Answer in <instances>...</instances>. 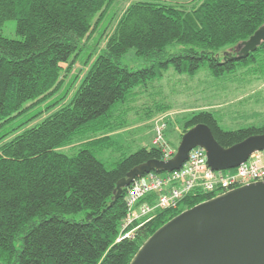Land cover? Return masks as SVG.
Returning <instances> with one entry per match:
<instances>
[{
  "label": "trees",
  "instance_id": "trees-1",
  "mask_svg": "<svg viewBox=\"0 0 264 264\" xmlns=\"http://www.w3.org/2000/svg\"><path fill=\"white\" fill-rule=\"evenodd\" d=\"M110 6V0H0V28L14 20L20 37L0 35V264H129L161 226L217 195L193 190L176 210L135 221L133 238L117 242L130 187L115 199L117 185L163 158L154 145L132 151L114 136L128 125L136 101L146 100L147 120L155 114L150 109L167 108L158 100L165 99L160 83L169 73L189 79L204 73L208 91L264 82V43L237 57L239 45L264 24V0H192L189 8L138 0L104 47L84 55ZM130 51L147 67L121 66ZM82 60L86 73L72 75L64 88ZM222 121L218 110L192 114L179 140L199 124L223 148L264 134V127L226 132ZM107 154L114 160L107 162ZM81 212V222L66 218Z\"/></svg>",
  "mask_w": 264,
  "mask_h": 264
},
{
  "label": "water",
  "instance_id": "water-1",
  "mask_svg": "<svg viewBox=\"0 0 264 264\" xmlns=\"http://www.w3.org/2000/svg\"><path fill=\"white\" fill-rule=\"evenodd\" d=\"M264 43V24L242 43L244 58ZM195 148L204 150L209 169L234 170L256 152H264V134L221 147L202 124L183 134L169 161L151 160L132 170L116 187L115 199L135 178L152 172L178 171ZM129 264H264V182L214 197L182 212L161 226Z\"/></svg>",
  "mask_w": 264,
  "mask_h": 264
},
{
  "label": "rangeland",
  "instance_id": "rangeland-1",
  "mask_svg": "<svg viewBox=\"0 0 264 264\" xmlns=\"http://www.w3.org/2000/svg\"><path fill=\"white\" fill-rule=\"evenodd\" d=\"M111 6L106 10L103 20L98 27L88 35L87 48L84 55H96L105 45V41L116 27L117 22L127 9V7L138 0H110ZM160 3H171L185 8H189L192 0H144ZM0 35L10 40H20L16 34V23L14 20H9L0 28ZM238 55L241 53L242 44L239 45ZM226 51V50H225ZM121 66L127 67L132 71H137L147 67V64L135 57L133 51L128 52L122 57ZM65 68V66H63ZM87 67L83 60L75 63L71 75L67 76L64 83V88L67 87L72 75H79L81 79L86 73ZM205 75L201 73L200 76L192 79L186 77H178L169 73L166 78L162 80L163 96L160 98L159 104L167 106L165 110L155 111L154 116L147 120L143 115L144 102L136 101L131 112L128 114V125L119 131L115 138L121 139V143L125 146L132 147V151L137 147H151L155 142V127L161 124L166 126L164 131L165 141L172 147H178L180 142V134L184 123L187 119L195 113L201 111L218 110L222 113L223 121L220 123V128L223 131H236L239 129H246L250 127L261 128L264 127V82H253L250 87L249 84H244V88L235 89L234 84H229L230 91H222L223 87L217 88L216 91H208L203 87L205 84ZM204 82V84H202ZM206 85V84H205ZM219 91V92H218ZM151 105V104H150ZM150 107V106H149ZM43 113L41 118L46 117ZM74 151L65 149L62 153L72 155ZM104 156V155H103ZM106 161L114 160L113 155H105ZM68 220L81 222L85 215L83 212L74 216H67ZM19 243L16 244V247Z\"/></svg>",
  "mask_w": 264,
  "mask_h": 264
},
{
  "label": "built area",
  "instance_id": "built-area-1",
  "mask_svg": "<svg viewBox=\"0 0 264 264\" xmlns=\"http://www.w3.org/2000/svg\"><path fill=\"white\" fill-rule=\"evenodd\" d=\"M164 124L155 127L154 146L160 149L162 161L171 160L176 151L165 141ZM264 182V152H256L234 170L214 172L207 165L203 149L195 148L188 154L187 161L180 170L136 178L130 185L126 198L127 215L121 225L117 242L132 239L136 229L135 221L150 216L156 211L176 210L191 191L204 194L216 193L215 197L250 184ZM151 194L157 195L153 205L140 201Z\"/></svg>",
  "mask_w": 264,
  "mask_h": 264
}]
</instances>
